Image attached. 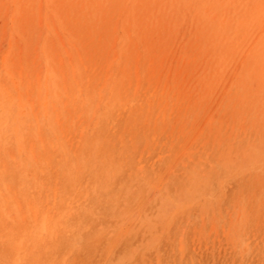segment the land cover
Returning a JSON list of instances; mask_svg holds the SVG:
<instances>
[{"label": "rangeland", "instance_id": "rangeland-1", "mask_svg": "<svg viewBox=\"0 0 264 264\" xmlns=\"http://www.w3.org/2000/svg\"><path fill=\"white\" fill-rule=\"evenodd\" d=\"M0 264H264V0H0Z\"/></svg>", "mask_w": 264, "mask_h": 264}, {"label": "bare ground", "instance_id": "bare-ground-1", "mask_svg": "<svg viewBox=\"0 0 264 264\" xmlns=\"http://www.w3.org/2000/svg\"><path fill=\"white\" fill-rule=\"evenodd\" d=\"M115 84V83H114ZM55 87V86H54ZM16 88V87H15ZM15 91V90H14ZM21 92V91H20ZM19 93V92H18ZM117 97V96H116ZM108 100V99H107ZM106 102V101H105ZM111 102V101H110ZM114 105V104H113ZM107 106V105H105ZM112 107V106H111ZM48 123V122H47ZM50 125V124H49ZM52 125V124H51ZM48 128V127H47ZM59 142V141H58ZM62 150V149H61ZM64 185V184H63ZM124 254V253H123Z\"/></svg>", "mask_w": 264, "mask_h": 264}]
</instances>
